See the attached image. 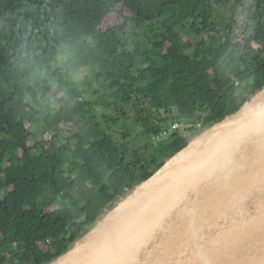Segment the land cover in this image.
<instances>
[{
  "label": "trees",
  "instance_id": "trees-1",
  "mask_svg": "<svg viewBox=\"0 0 264 264\" xmlns=\"http://www.w3.org/2000/svg\"><path fill=\"white\" fill-rule=\"evenodd\" d=\"M242 1L234 18L231 0H0V264L66 251L186 145L179 130L152 136L174 122L198 132L264 84V0ZM124 107L143 157L126 158L97 110Z\"/></svg>",
  "mask_w": 264,
  "mask_h": 264
},
{
  "label": "water",
  "instance_id": "water-1",
  "mask_svg": "<svg viewBox=\"0 0 264 264\" xmlns=\"http://www.w3.org/2000/svg\"><path fill=\"white\" fill-rule=\"evenodd\" d=\"M46 264H264V84Z\"/></svg>",
  "mask_w": 264,
  "mask_h": 264
},
{
  "label": "rangeland",
  "instance_id": "rangeland-1",
  "mask_svg": "<svg viewBox=\"0 0 264 264\" xmlns=\"http://www.w3.org/2000/svg\"><path fill=\"white\" fill-rule=\"evenodd\" d=\"M242 2L244 4H247L249 2V0H243ZM232 3L233 2L231 0V2H229V7H228L229 10L222 12V14L224 13L225 15H229L232 12L235 15L234 18H237V14L241 11L242 5H240L239 3H233V4ZM119 20H120V18L118 16L111 18V22H114V23L119 21ZM241 25H242V28H241V30H242L245 27V24L242 23ZM146 26L147 25H145V24L136 25V24L131 22L129 24L128 32H130L132 34L135 31L138 32L141 29V27L143 28ZM235 30H236L235 35L238 38L237 40H240L242 37V31L238 30V29H235ZM139 39L141 41V44L143 45V48H146L148 55H151L152 53H154V51L150 45L149 36H147L143 31H141ZM86 72H87V69H83L78 74V76H82ZM95 89L97 90V88H95ZM124 109L126 111L125 118L121 115V113L119 111H116L114 108L106 109V110H103L102 108H98L97 110H98V112L108 113L109 115H111L114 118V121L111 122L112 123V133H113L114 137L119 138L121 140L123 139L122 143L126 146L127 149H125L122 146H120V149L125 151L126 158L128 160L131 158L130 153L132 150H136V152L141 157H143L146 154V152H150L151 149L149 148L148 150H144V147H143L144 143L141 139L142 129L139 126V124L136 122L134 113L131 112L130 110H127L126 107H124ZM173 113H175V110H173ZM157 114L163 115V111H160ZM170 128H171V126H170ZM173 130H179V132L183 133L187 138H190V139L193 138L194 134L196 133V132H193L191 130H188L187 127H184L183 125L179 126L177 129H173ZM32 131H33V133H37L40 135L41 129L38 127H34ZM169 134H170V132L167 135L160 136L159 138L152 136L151 141L156 142L157 140H160L162 138H166L167 136H169ZM32 140H33V138H31V141ZM33 153H35V152H33Z\"/></svg>",
  "mask_w": 264,
  "mask_h": 264
},
{
  "label": "built area",
  "instance_id": "built-area-1",
  "mask_svg": "<svg viewBox=\"0 0 264 264\" xmlns=\"http://www.w3.org/2000/svg\"><path fill=\"white\" fill-rule=\"evenodd\" d=\"M263 58H264V53H263ZM182 124L178 123V122H174L172 125H171V128L170 130H164L163 132H161L159 135H156L154 137L156 138H159L160 136H163V135H167L171 130L173 129H177L179 126H181Z\"/></svg>",
  "mask_w": 264,
  "mask_h": 264
}]
</instances>
